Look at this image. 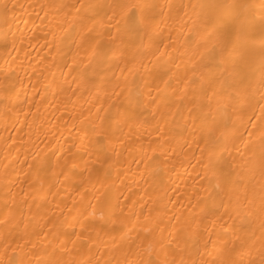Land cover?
Wrapping results in <instances>:
<instances>
[{"label": "bare ground", "instance_id": "6f19581e", "mask_svg": "<svg viewBox=\"0 0 264 264\" xmlns=\"http://www.w3.org/2000/svg\"><path fill=\"white\" fill-rule=\"evenodd\" d=\"M0 264H264V0H0Z\"/></svg>", "mask_w": 264, "mask_h": 264}]
</instances>
